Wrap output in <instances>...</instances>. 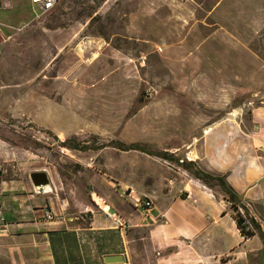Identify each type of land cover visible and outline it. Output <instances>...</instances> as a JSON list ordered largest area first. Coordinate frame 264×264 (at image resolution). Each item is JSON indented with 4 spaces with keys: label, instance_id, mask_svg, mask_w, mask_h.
I'll use <instances>...</instances> for the list:
<instances>
[{
    "label": "rangeland",
    "instance_id": "rangeland-1",
    "mask_svg": "<svg viewBox=\"0 0 264 264\" xmlns=\"http://www.w3.org/2000/svg\"><path fill=\"white\" fill-rule=\"evenodd\" d=\"M206 5L210 0L202 9L182 0H63L38 18L31 0L3 4L0 154L12 150L0 160L3 168L45 170L100 198L110 184L119 197L121 180L142 179L153 156L108 147L91 152L88 169L61 142H139L151 153L177 149L185 159L190 148L206 152L214 139L205 130L222 121L239 124L241 150L262 137L264 26L255 35L240 32L246 47L229 45L222 33L204 40L218 29L205 18ZM197 20L204 23L189 31ZM251 52L258 57L250 60ZM212 191L224 199L219 187Z\"/></svg>",
    "mask_w": 264,
    "mask_h": 264
},
{
    "label": "crops",
    "instance_id": "crops-1",
    "mask_svg": "<svg viewBox=\"0 0 264 264\" xmlns=\"http://www.w3.org/2000/svg\"><path fill=\"white\" fill-rule=\"evenodd\" d=\"M227 1L210 0L205 6V18H211L218 29L204 40L219 39L222 33L229 45L246 47L240 32L255 35L264 26V0H229L225 7ZM182 2L191 9L209 4V0ZM200 22L204 23L197 20L189 31ZM164 44L155 42L159 48ZM251 54L250 60L258 57ZM228 122L205 130V136L214 141L203 155L194 148L185 159L177 157V149L172 154L208 173L225 176L264 231V135L253 137L241 150L239 124ZM3 149L0 160L12 152ZM93 151L74 150V154L90 169ZM156 159L146 161L142 179L121 180L119 197H113L106 184L101 198L67 186L51 173L54 194H37L29 180L31 172L13 165L1 183L0 210L5 222H0V264H107L104 259L111 255L124 257V262L114 264H264V240L241 235L227 201L178 163L165 167ZM105 167L111 171L110 158ZM134 197L150 199L152 208L147 212L135 207ZM109 210L123 216L129 227L117 228L106 213ZM47 212L55 214V220H47ZM88 213L89 217L83 216Z\"/></svg>",
    "mask_w": 264,
    "mask_h": 264
},
{
    "label": "trees",
    "instance_id": "trees-1",
    "mask_svg": "<svg viewBox=\"0 0 264 264\" xmlns=\"http://www.w3.org/2000/svg\"><path fill=\"white\" fill-rule=\"evenodd\" d=\"M59 4H57L46 15H50L52 12L57 10ZM56 138L58 139L59 137L56 136ZM61 145L62 147L77 151H88L92 149L100 150V149H104L105 147H115L125 152L138 151L150 156H157L165 161L176 162L178 163V165L183 167L185 170L191 173L196 179L200 180L210 189L219 187L222 190V192L225 194L224 199L231 204L232 210L234 212L232 217L235 220L241 235L245 239H250L258 235L262 240H264V231L262 230L260 223L250 214L249 210L241 204V199L239 195L233 189V187L228 183L225 176H218L208 173L202 170L195 162L182 161L181 159L175 157L174 154H171L169 152L161 151V152L151 153L146 149L145 145L139 142L128 144L120 140H113L110 141L108 144H103L99 147L93 148L88 142H80L75 138H70L61 142ZM89 215L90 214L88 213L83 216L89 217Z\"/></svg>",
    "mask_w": 264,
    "mask_h": 264
},
{
    "label": "built area",
    "instance_id": "built-area-1",
    "mask_svg": "<svg viewBox=\"0 0 264 264\" xmlns=\"http://www.w3.org/2000/svg\"><path fill=\"white\" fill-rule=\"evenodd\" d=\"M62 0H31V3L36 5L39 10V16L38 18L45 16L50 10H52L57 4H59ZM6 7L11 6V0H4L3 3ZM23 29V27H22ZM66 149H62V152H64ZM7 171L3 168L2 164H0V196H1V183L2 178L6 175ZM132 191L130 190L129 193ZM134 205L137 208H143L145 211H149L152 206L153 202L150 199L147 198H139L134 197ZM108 216L114 221V224L119 229H126L129 227V222L124 219L117 211L109 210L106 212ZM56 215L52 212L46 213V219L49 221L55 220ZM0 222H5V217L3 215V212L0 210Z\"/></svg>",
    "mask_w": 264,
    "mask_h": 264
},
{
    "label": "water",
    "instance_id": "water-1",
    "mask_svg": "<svg viewBox=\"0 0 264 264\" xmlns=\"http://www.w3.org/2000/svg\"><path fill=\"white\" fill-rule=\"evenodd\" d=\"M3 2L0 1V8ZM79 51V49H77ZM29 180L35 190V193L48 195L49 193L54 194V185L49 173L45 170L32 171L29 174ZM52 195V194H51ZM80 219V217H78ZM105 262L107 264L122 263L124 262V257L122 255H111L105 257Z\"/></svg>",
    "mask_w": 264,
    "mask_h": 264
}]
</instances>
